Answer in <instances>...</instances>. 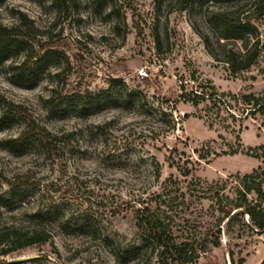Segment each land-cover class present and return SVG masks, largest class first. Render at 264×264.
<instances>
[{"label":"rangeland","instance_id":"1","mask_svg":"<svg viewBox=\"0 0 264 264\" xmlns=\"http://www.w3.org/2000/svg\"><path fill=\"white\" fill-rule=\"evenodd\" d=\"M50 2L0 4L2 24H20L21 13L32 22L34 37L28 42L36 59L30 65L37 72L28 86L20 87L0 67V98L17 104L22 113L0 132V174L28 176L40 182L46 195L60 197L68 211L94 213L109 239L59 234L54 244L27 247L0 260L44 254V264H133L118 256L139 242L138 205L130 201L143 192H159L169 177L176 181L175 234L182 238L214 225L223 215L216 200L224 204L225 196L234 198L238 177L261 164L245 153L230 154L239 144L237 134L243 148L255 147L264 144V126L261 119L248 118L210 127L199 117L202 106L181 100V87L201 82L223 92L261 95L264 60L232 76L198 34L206 31L207 4L200 8V0H69L68 13L61 14ZM257 24L264 41V21ZM111 78L145 92L155 108L172 111L176 129L164 136L158 129L163 117L153 110L109 109L86 119L52 115L51 96L98 91ZM27 123L63 138L60 148L49 154L36 146L21 156L4 149L3 141L18 136ZM153 155L161 165L158 182L149 165ZM222 227L221 246L210 248L196 264H261L264 233L238 219ZM138 262L143 263L142 256ZM149 264L159 263L154 258Z\"/></svg>","mask_w":264,"mask_h":264},{"label":"trees","instance_id":"2","mask_svg":"<svg viewBox=\"0 0 264 264\" xmlns=\"http://www.w3.org/2000/svg\"><path fill=\"white\" fill-rule=\"evenodd\" d=\"M50 1L59 14L68 13L69 0ZM199 4L200 8L207 4V13L203 20L206 31L198 30V34L211 56L223 63L232 76L247 72L264 60V41L257 24L264 21V0H200ZM29 24L32 22L22 13L20 24L4 25L0 22V67L9 75L10 81L20 87L28 86L37 75L33 71L35 67L30 65L36 56L28 42L34 37L33 26ZM22 26L27 30H22ZM180 98L196 108L202 106L204 114H199V117L209 120L210 127H214L217 121L223 125L229 119L248 118H259L260 125L264 126V94L223 92L211 83L200 82L190 89L183 85ZM48 103L52 115L58 119L70 116L86 119L109 109L135 108L147 113L153 110L163 117V127L158 129L164 136L174 131L177 125L172 111L155 108L145 92L129 88L121 78H111L108 86L98 91L51 96ZM1 108L0 132L20 119L22 114L17 104L8 103L3 98H0ZM184 117L188 118L189 114H184ZM237 138L239 144L230 154L245 153L260 159L261 164L251 173L238 177L234 198L225 196L224 204L222 199L216 200L222 217L202 233L182 238L177 236L171 212L176 201V194H173L176 181L169 177L159 192H151L147 196L143 192L130 201L132 207L138 205L134 213L139 242L119 252L118 256L123 257L125 263L139 264L138 259L142 256V264H149L154 258L159 264H176V261L178 264H196L210 248L221 246L223 223L229 226L237 219L250 230L264 233V144L245 149L240 133ZM61 143L63 138L53 135L48 129L27 123L18 136L4 140L2 145L12 154L21 156L36 146L50 154L60 148ZM149 165L155 182H158L162 175L161 165L154 155ZM189 171L186 169L184 173ZM219 193L217 190L216 195ZM59 199L55 194L46 195L40 182L28 176L18 174L6 178L0 174V257L34 245L54 244L55 236L59 234L109 239L94 213L86 210L77 214L70 212ZM100 205L105 206L103 202ZM45 259L46 256L40 254L22 260L1 259L0 264H44Z\"/></svg>","mask_w":264,"mask_h":264}]
</instances>
